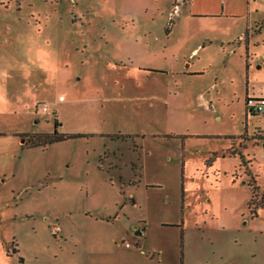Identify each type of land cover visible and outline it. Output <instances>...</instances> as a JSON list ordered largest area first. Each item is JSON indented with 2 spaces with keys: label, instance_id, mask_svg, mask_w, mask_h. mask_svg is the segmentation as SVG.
Instances as JSON below:
<instances>
[{
  "label": "rangeland",
  "instance_id": "374dc122",
  "mask_svg": "<svg viewBox=\"0 0 264 264\" xmlns=\"http://www.w3.org/2000/svg\"><path fill=\"white\" fill-rule=\"evenodd\" d=\"M249 97L264 0H0V264H264Z\"/></svg>",
  "mask_w": 264,
  "mask_h": 264
},
{
  "label": "trees",
  "instance_id": "16d2710c",
  "mask_svg": "<svg viewBox=\"0 0 264 264\" xmlns=\"http://www.w3.org/2000/svg\"><path fill=\"white\" fill-rule=\"evenodd\" d=\"M248 64V63H247ZM249 99V98H248ZM247 109H248V111L250 112H254V111H252L251 110V108L247 105ZM44 136H47V137H49L50 139H48V141L47 140H44V144H46V143H52V142H55V141H61V140H63V139H65V138H67V137H70V135H66V134H59L57 131L55 132V133H52V134H46V135H44ZM74 136H76V135H74ZM46 138V137H45ZM36 145H42V144H40V143H36ZM246 162V161H245ZM253 186V185H252ZM257 186H253V188H252V190H253V197L250 199V201H249V205H250V208H251V210H252V212L253 213H255L256 215L258 214V212H257V207H258V205L255 203V201H254V195L256 194V192H257Z\"/></svg>",
  "mask_w": 264,
  "mask_h": 264
},
{
  "label": "built area",
  "instance_id": "2783aa9c",
  "mask_svg": "<svg viewBox=\"0 0 264 264\" xmlns=\"http://www.w3.org/2000/svg\"><path fill=\"white\" fill-rule=\"evenodd\" d=\"M247 105L251 108L252 111L264 113V98L255 99L249 97ZM43 110L49 111L47 106H43Z\"/></svg>",
  "mask_w": 264,
  "mask_h": 264
}]
</instances>
